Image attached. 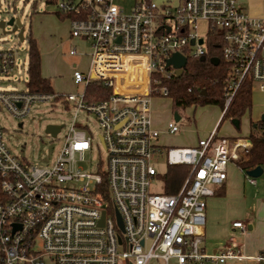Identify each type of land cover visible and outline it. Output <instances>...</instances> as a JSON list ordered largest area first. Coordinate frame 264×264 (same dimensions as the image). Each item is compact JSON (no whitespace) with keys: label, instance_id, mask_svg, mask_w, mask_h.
Listing matches in <instances>:
<instances>
[{"label":"built area","instance_id":"obj_1","mask_svg":"<svg viewBox=\"0 0 264 264\" xmlns=\"http://www.w3.org/2000/svg\"><path fill=\"white\" fill-rule=\"evenodd\" d=\"M53 3L77 16L67 18L69 35L88 43V66L72 71L73 81L83 83L77 92L28 91L25 81L23 88H0V107L17 118L35 101L61 98L73 108L63 145L45 166L12 154L0 124V264H46V258L52 264H264V245L253 255L236 242L218 250L201 245L206 197L225 180L227 164L242 160L246 136L212 130L193 146L167 147L166 164H187L189 173L175 193L149 188L158 175L151 158L161 152L150 99L169 96L167 82L175 76L166 59L174 52L186 60L204 58L207 41L218 32L220 57L228 65L225 109L244 80L264 90V17L237 0H136L128 12L112 0ZM22 66L16 49L0 48V77ZM91 80L108 89L106 96L86 98ZM80 110L94 114L106 153L95 172L75 165L91 144L76 127ZM166 128L178 130L174 121ZM245 177L255 184V177ZM231 225L242 233L247 226L241 220Z\"/></svg>","mask_w":264,"mask_h":264},{"label":"rangeland","instance_id":"obj_2","mask_svg":"<svg viewBox=\"0 0 264 264\" xmlns=\"http://www.w3.org/2000/svg\"><path fill=\"white\" fill-rule=\"evenodd\" d=\"M124 12H128L136 0H112ZM161 2L165 0H153ZM174 2L176 0H169ZM34 2V5L32 4ZM54 3H45L44 0H0V19L7 20L10 15L17 16L23 25V40H19L16 32L10 31L9 25L0 27V48L16 49L19 57L23 59V66L12 71L7 76L0 77V88H23L26 74V44L27 36L30 34L36 41L40 54V72L47 77L52 91L58 93L77 92L82 90L83 83H75L72 79L74 68L86 71L89 61L88 43L77 38H71L67 18H62L55 13ZM199 23V26H202ZM74 48V53L69 50ZM263 91L252 84L251 94L254 101H264ZM264 110L263 107H250L239 118L238 126H234L229 118L220 121V108L216 104H191L179 109V119L175 121L172 116V102L169 96H151L150 113L154 126L158 129L156 142L161 148V152L154 153L152 164L158 175L163 174L167 169L165 151L169 146H193L199 138H205L210 131L216 117L219 115V127L215 132L218 136H247L250 123L256 119L255 116ZM257 113V114H256ZM73 108L70 102L59 99L32 102L27 115L17 118L10 115L0 107V124L2 126V136L10 152L25 163L36 166L51 164L58 151L63 145ZM76 127L81 128L90 137V148L84 152L82 160H76L75 165L81 167L82 171L95 172L100 166L103 167L106 153L99 138V126L97 120L91 112L83 110L77 113ZM174 121L178 130L171 133L167 130V122ZM217 122V123H218ZM20 123V125H18ZM49 123L62 124L55 136L45 131V126ZM218 125V124H217ZM231 163V162H230ZM233 163V162H232ZM236 164V163H235ZM237 165V164H236ZM246 180V179H245ZM256 186H249L247 189H257L260 195L264 196L261 175L255 177ZM149 188L153 192H160L163 183L159 176H155L150 181ZM209 206V205H208ZM218 207L213 206L214 211ZM221 214L226 219L227 227H230L234 220L253 222V232L251 236H243L237 231L227 233L233 236L242 246L244 254H253L256 248L254 240L260 233L261 227L256 220L264 218V207H257L256 200L248 199L242 204L229 200L222 203ZM219 209V208H218ZM225 224V225H226ZM212 234L206 237L205 247L212 249L218 236L216 232V222L212 226ZM208 233H211L208 231ZM46 264H52L51 259H45ZM224 264H256L252 259H229Z\"/></svg>","mask_w":264,"mask_h":264},{"label":"trees","instance_id":"obj_3","mask_svg":"<svg viewBox=\"0 0 264 264\" xmlns=\"http://www.w3.org/2000/svg\"><path fill=\"white\" fill-rule=\"evenodd\" d=\"M55 0H44L45 3H53ZM34 5V2L32 3ZM55 13L62 18L77 17L73 11H59ZM220 36L217 32L206 43L205 57L195 59L187 57L180 76H172L168 84V93L171 97L172 110H176L191 104H216L221 110L220 121L225 118L238 119L251 107V86L248 80L240 83L233 98L223 109V86L228 78V65L221 59ZM212 56L218 58L213 64L209 59ZM26 74L25 87L28 91L51 92L49 79L40 72V54L35 39L29 34L26 44ZM86 98L97 99L106 96L108 89L102 87L96 80H91L85 86ZM261 120L251 121L247 138L250 141L246 152V158L237 161L238 167L246 176V171L260 166L262 168V183L264 185V133L260 130ZM189 165L183 163L167 164L163 174L157 175L163 183L164 193H175L189 173ZM219 194H222L219 192Z\"/></svg>","mask_w":264,"mask_h":264},{"label":"crops","instance_id":"obj_4","mask_svg":"<svg viewBox=\"0 0 264 264\" xmlns=\"http://www.w3.org/2000/svg\"><path fill=\"white\" fill-rule=\"evenodd\" d=\"M237 1L242 6L246 7L252 15L257 16V17H264V0H237ZM256 88H257V86H256ZM260 91H263L262 93L264 94V90H260ZM251 106H253L254 111H255V108H257V106H259V107L264 106V101H259V102L254 101V99H252V94H251ZM262 113H264V110L259 114L258 117L256 115L254 119H258ZM220 117H221V110H220ZM218 120H219V115L216 117L214 124L212 126V130H214L215 132L217 131V129L219 127ZM151 124H152L153 128H155L158 131V129L153 124L152 115H151ZM227 137H230V136H227ZM231 137H234V136H231ZM238 137H245V136H238ZM181 147H185V146H181ZM240 154H241L242 159L246 158V152L245 153L241 152ZM235 163H236V161H231V163L229 162L227 164L225 180L219 186H216L214 188V193L212 195L206 197V200H205V202H206V204H205V224H204V228H203V235H202V242H201V245L203 246L204 249H206V247H205L206 237L211 235L212 231H214V230H212V228H213L212 226H213L214 222H216V227H217V228H215L216 229L215 234L216 235L220 234V235L218 236L217 240L215 241V244L212 246V249H210V250L221 249L225 244H228L231 242L238 243L233 236H228L227 233H230L229 230L237 231L239 229L232 227V225H230V227H227L226 219L221 214L222 203L229 200L230 196L232 197L234 203H237L240 205H242L249 197L250 199H252V201L256 200L257 207H261V209H263V207H264V196H263V194L260 195L259 191L255 188L253 190L247 189L248 186L246 185V183L250 184L249 186H251V185L256 186V182H255V184H251L247 180H245L246 179L245 174L243 173V171H241V169L238 167V165H236L237 163L236 164ZM262 186L264 189L263 183H262ZM219 192H221L222 194H219ZM214 205H215V207H218L219 209L216 208L215 209L216 211H214V209H213ZM244 222L247 225L246 230L243 233L239 231V233L243 236H251L253 234V232H248L247 230L252 229L253 222L250 219H248ZM256 222H257V225H260L261 229H259L260 233L256 237L257 239L254 240L255 245H256L254 253L256 251L260 250L264 245V218L260 217V219L259 220L257 219ZM208 231H210L211 233H208ZM240 249L242 251V246H240ZM253 254H245V255H253ZM227 260H229V259H227ZM227 260H225V262Z\"/></svg>","mask_w":264,"mask_h":264},{"label":"water","instance_id":"obj_5","mask_svg":"<svg viewBox=\"0 0 264 264\" xmlns=\"http://www.w3.org/2000/svg\"><path fill=\"white\" fill-rule=\"evenodd\" d=\"M9 25L10 26V31L16 32V36L18 37L19 40H23V25L19 18L14 15H10L7 20L0 19V27H4V25ZM199 42L201 39L198 40ZM203 57H201L202 59ZM213 64H216L218 62V58L216 56H212L209 59ZM186 63V58L181 55L178 52H174L171 54L170 57L166 59V64H171L174 66V74L176 77L180 76L182 73V68ZM173 119L177 121L180 117L179 113L174 110L172 112ZM264 118V113H262L259 117L260 120ZM231 122L233 123L234 126H238L239 120L238 119H231ZM20 125V123L18 124ZM62 124H52L49 123L45 126V131L50 133L52 136H55L56 133L60 130ZM262 174V168L260 166H255L249 170L246 171V175L251 176V177H258ZM118 223L121 227V222L119 220V217L117 215Z\"/></svg>","mask_w":264,"mask_h":264}]
</instances>
